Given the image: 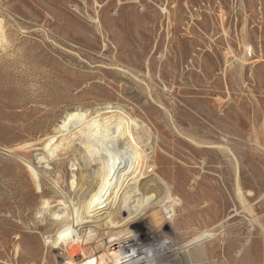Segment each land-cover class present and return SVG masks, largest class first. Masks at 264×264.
<instances>
[{
	"label": "rangeland",
	"instance_id": "1",
	"mask_svg": "<svg viewBox=\"0 0 264 264\" xmlns=\"http://www.w3.org/2000/svg\"><path fill=\"white\" fill-rule=\"evenodd\" d=\"M0 41V264L66 262L41 209L65 200L51 180L70 191L55 127L76 108L136 120L189 201L174 224L148 212L136 237L172 241V264H264V0H0ZM210 229L191 259L182 247Z\"/></svg>",
	"mask_w": 264,
	"mask_h": 264
},
{
	"label": "bare ground",
	"instance_id": "2",
	"mask_svg": "<svg viewBox=\"0 0 264 264\" xmlns=\"http://www.w3.org/2000/svg\"><path fill=\"white\" fill-rule=\"evenodd\" d=\"M2 44L0 41V47ZM90 112L73 109L55 127L56 135L63 137L60 148L72 151L70 191L65 192L51 180L65 200L58 207L49 200L42 201L43 217L58 226L55 235L70 250L64 264H172L170 255L178 250L174 243L160 240L159 234L144 241L130 229L148 212L154 225L161 218L174 224L178 211L184 212L189 204L159 176L155 159L149 165L146 148L153 134L122 112H108L112 116L106 118L101 113L93 117ZM69 134L73 138H66ZM154 154L156 158V149ZM36 156L38 164H45V173H50L53 160L49 154L42 151ZM26 164L38 180V170L27 160ZM102 232L105 238H100ZM215 234L213 229L204 230L182 248H194L190 258L203 260L208 254L202 246ZM51 240L52 237L48 241Z\"/></svg>",
	"mask_w": 264,
	"mask_h": 264
},
{
	"label": "built area",
	"instance_id": "3",
	"mask_svg": "<svg viewBox=\"0 0 264 264\" xmlns=\"http://www.w3.org/2000/svg\"><path fill=\"white\" fill-rule=\"evenodd\" d=\"M172 242V241H171ZM172 244H173V242H172ZM67 264H69V263H67Z\"/></svg>",
	"mask_w": 264,
	"mask_h": 264
}]
</instances>
